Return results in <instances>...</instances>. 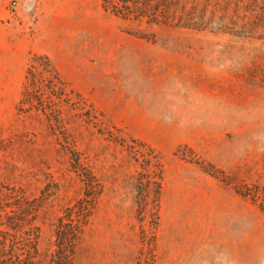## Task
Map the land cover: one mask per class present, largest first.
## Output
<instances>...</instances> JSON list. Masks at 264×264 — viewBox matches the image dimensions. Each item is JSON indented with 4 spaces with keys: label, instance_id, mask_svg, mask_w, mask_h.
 <instances>
[{
    "label": "rangeland",
    "instance_id": "374dc122",
    "mask_svg": "<svg viewBox=\"0 0 264 264\" xmlns=\"http://www.w3.org/2000/svg\"><path fill=\"white\" fill-rule=\"evenodd\" d=\"M101 3L0 0V209L36 264L83 199L73 264H264V0L221 2L239 36Z\"/></svg>",
    "mask_w": 264,
    "mask_h": 264
},
{
    "label": "trees",
    "instance_id": "16d2710c",
    "mask_svg": "<svg viewBox=\"0 0 264 264\" xmlns=\"http://www.w3.org/2000/svg\"><path fill=\"white\" fill-rule=\"evenodd\" d=\"M191 1L101 0V5L105 11L125 20L174 25L196 30L216 28L221 32L240 35V31L235 29L236 26L230 27L231 23L221 21V16L217 15L218 10L225 15V9H221V2L224 0H216L219 5L207 20H205V11L197 12L191 6ZM47 72L53 74L52 69H47ZM4 208H11V210L7 211ZM261 209L264 212V207ZM91 210V200L83 199L77 205L68 208L66 214L59 218L55 231L56 249L51 256L50 264H73L77 243L91 216ZM21 215H23L21 204L11 203L0 209V264L37 263L38 235L34 232V227L29 228L30 222L21 219Z\"/></svg>",
    "mask_w": 264,
    "mask_h": 264
}]
</instances>
